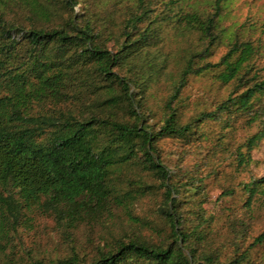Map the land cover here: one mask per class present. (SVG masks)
<instances>
[{
    "label": "trees",
    "instance_id": "16d2710c",
    "mask_svg": "<svg viewBox=\"0 0 264 264\" xmlns=\"http://www.w3.org/2000/svg\"><path fill=\"white\" fill-rule=\"evenodd\" d=\"M79 2L0 0V251L4 252L27 212L42 208L63 226L76 227L110 213L114 206L128 208L155 186L145 183L147 175L164 189L159 210L166 238L113 236L96 245L93 255L71 249L52 259L29 256L3 264H255L251 249L264 245V227L243 249L237 244L242 231L236 227L232 253L225 259L215 252L198 251L196 243L202 241L208 218L200 216L189 226L182 210L200 184L192 176L184 183L173 181L157 147L163 137L188 140L201 123L221 113L253 114L250 121L260 117V129L244 145L250 150L264 141V76L254 73L244 80L241 73L254 52L251 45L233 43L219 61L195 67L217 40V3L203 17L179 11L149 18L144 8L130 12L114 37L105 25L112 20L99 26L94 17L74 11ZM12 8L19 10L18 18L7 17ZM170 20L172 28L196 30L207 42L202 50L188 54L164 102V117L156 125L148 121L141 100L147 76L160 72L148 60L157 57L150 49L160 41L159 23ZM108 37L113 44H107ZM219 66L223 70L218 77L224 82L235 79V90L213 111L182 122L178 96L187 75ZM245 70L248 74L251 67ZM239 148L234 153L238 163L248 162L250 154L245 156ZM129 169L141 177L131 184L133 188L122 191L120 179ZM242 189L246 205L255 197L264 199V174L249 179ZM232 193L224 189L221 195Z\"/></svg>",
    "mask_w": 264,
    "mask_h": 264
},
{
    "label": "rangeland",
    "instance_id": "374dc122",
    "mask_svg": "<svg viewBox=\"0 0 264 264\" xmlns=\"http://www.w3.org/2000/svg\"><path fill=\"white\" fill-rule=\"evenodd\" d=\"M170 3H173L171 8ZM216 3L219 15L215 18V34L218 37L208 54L203 60H198L195 67L219 61L233 43L242 47L241 43L248 42L254 52L244 63L241 71L243 79H250L254 73L263 77L264 0H80L74 6V11L94 17L99 26L112 20L105 25L109 29L108 34L112 30L115 37L121 21L130 12H139L144 8L149 10V18L179 11L198 13L203 17L213 11ZM18 14L19 10L12 8L8 10L7 17L18 18ZM159 24L160 41L150 49V53L157 57L148 60L151 59L160 72L156 76H147L145 84L148 86L141 100L148 113V121L156 125L164 117V102L177 84L188 54L202 50L207 42L196 30H186L180 26L172 28L171 20L160 21ZM113 40L108 37L107 44H113ZM247 66L251 67L248 74L245 73ZM222 70L223 66L209 67L204 72L187 75L178 96V114L182 122L201 112L213 111L231 90H235V79L224 82L218 77ZM134 91L138 95L142 93L137 88ZM39 108L36 105L35 110ZM252 116L249 113H221L219 118L201 123L188 140L168 136L157 142L162 162L172 170L173 181L184 183L192 176L196 179L194 182L200 184L198 193L190 198L191 201L183 202L182 211L189 226L194 225L200 216L208 218L203 226L202 241L196 243L197 249L199 252H215L220 259L232 253V237L236 227L242 231L237 240L242 249L264 227V199L255 197L251 204L246 205L247 194L242 189L249 179L264 174V141L260 140L250 150L244 145L245 140L260 129V117L250 121ZM239 146L245 156L250 154L248 162L238 163L234 153ZM122 175L118 186L122 191L133 188L131 184L141 177L131 169L124 170ZM143 180L147 185L155 186L147 188L144 195L128 208L114 206L110 213L82 221L76 227L63 226L54 214L42 208L27 212L4 252L0 251V264L10 258L29 256L52 259L69 253L71 249L93 255L96 245L113 236L139 234L152 239L166 238L167 228L159 210L164 189L156 187L159 180L153 176H144ZM224 189H232L233 193L221 195ZM251 256L253 263L264 264V245L252 248Z\"/></svg>",
    "mask_w": 264,
    "mask_h": 264
}]
</instances>
